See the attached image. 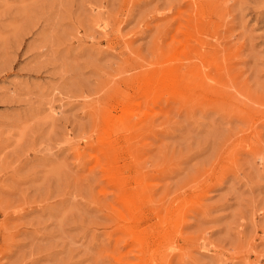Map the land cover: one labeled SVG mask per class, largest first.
<instances>
[{"label":"rangeland","instance_id":"obj_1","mask_svg":"<svg viewBox=\"0 0 264 264\" xmlns=\"http://www.w3.org/2000/svg\"><path fill=\"white\" fill-rule=\"evenodd\" d=\"M0 264H264V0H0Z\"/></svg>","mask_w":264,"mask_h":264}]
</instances>
